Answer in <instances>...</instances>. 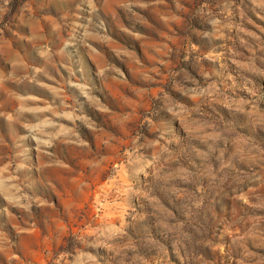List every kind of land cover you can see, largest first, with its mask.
I'll return each mask as SVG.
<instances>
[{"label":"rangeland","instance_id":"rangeland-1","mask_svg":"<svg viewBox=\"0 0 264 264\" xmlns=\"http://www.w3.org/2000/svg\"><path fill=\"white\" fill-rule=\"evenodd\" d=\"M259 257L264 0H0V264Z\"/></svg>","mask_w":264,"mask_h":264},{"label":"clouds","instance_id":"clouds-1","mask_svg":"<svg viewBox=\"0 0 264 264\" xmlns=\"http://www.w3.org/2000/svg\"><path fill=\"white\" fill-rule=\"evenodd\" d=\"M221 251H223V249L221 248ZM249 256H253L255 255L254 253H248ZM254 264H264V257H259L256 261H254Z\"/></svg>","mask_w":264,"mask_h":264}]
</instances>
